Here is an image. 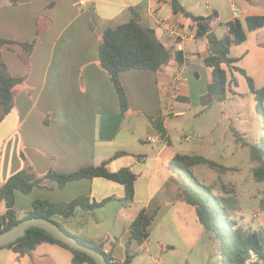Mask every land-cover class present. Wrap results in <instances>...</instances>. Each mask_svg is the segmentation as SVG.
<instances>
[{
	"label": "crops",
	"instance_id": "crops-1",
	"mask_svg": "<svg viewBox=\"0 0 264 264\" xmlns=\"http://www.w3.org/2000/svg\"><path fill=\"white\" fill-rule=\"evenodd\" d=\"M179 1L196 15L217 11L219 20L224 23L249 15H264V0ZM232 3H236L239 13L234 11ZM131 6L138 8L144 22L156 30L167 47L183 50L186 60L182 64L172 61L156 72L147 69L122 71L120 78L130 101V108L124 115L114 84L100 64L101 35L92 26L91 15L105 20L106 27L117 25L129 20ZM116 21L120 23L112 24ZM216 32L223 36L227 29L220 26ZM0 38L36 41L30 54L19 46L0 48V59L6 62L10 72L24 77L16 87L12 111L0 121V182L26 166L22 154L38 174L44 175L51 169L72 172L84 166L100 165L116 153L125 152L110 162V169L117 171L129 167L138 176L132 202L124 200L123 184L96 177L70 181L65 187L46 179L45 187H37L27 194L16 191V206L28 210L39 198L58 202L87 195L91 200L100 201L115 196L116 199L92 213L78 212L79 209L81 219H76V212L75 218H62L61 224L75 226L74 231L65 227L73 234L102 241L107 251H113L115 260L123 262L126 242L131 235L129 226L145 208L155 214L156 219L150 226V238L144 244L150 253L155 251V258H162L157 260L160 264H177L176 260H167L178 253L177 233L188 249L191 237L184 235L187 226L203 227L195 208L179 198L178 187L182 180L172 168L171 160L175 154L186 152L176 150L172 131L180 135L181 142L197 144L207 137L210 140L217 137L227 144L234 143L235 147L239 142L234 139V130L245 137L264 136L261 112L246 76L234 71L238 85L232 88L238 94L229 92L225 101L204 109L200 98L212 79V69L204 62V56L209 53L208 41L197 38L193 20L174 12L166 0H87L85 4H81V0H18L16 3L2 0ZM231 55L238 59L234 65L243 68L257 88L264 87V27L248 31L247 39L234 45ZM176 74H180L183 81L178 99L170 106L166 89ZM194 105L196 111H192ZM191 112L192 130L171 124V119H184ZM147 115L163 117L169 141L160 138ZM206 149L210 154L204 156L221 164L231 167L239 161L226 150L216 153L211 145ZM234 151L237 152V148ZM3 171L6 174H2ZM218 197L227 205L226 196ZM259 208L260 212L264 211V197ZM82 220H86L85 225H81ZM105 225L109 228L115 225L119 235L105 230ZM246 226L261 228L264 220L257 224L248 222ZM97 229L102 232H96ZM158 230L152 242V234ZM45 243L54 245L56 252L71 251L58 243ZM134 243L138 242L132 243L136 248ZM37 246L29 254L37 253ZM5 249L7 255L16 253L10 248L0 251ZM39 255L50 257L48 253Z\"/></svg>",
	"mask_w": 264,
	"mask_h": 264
},
{
	"label": "trees",
	"instance_id": "trees-1",
	"mask_svg": "<svg viewBox=\"0 0 264 264\" xmlns=\"http://www.w3.org/2000/svg\"><path fill=\"white\" fill-rule=\"evenodd\" d=\"M16 3L18 0H9ZM176 13H182L190 17L196 28L197 38H206L209 44V53L204 56L205 64L212 69V79L207 86L206 92L200 101L204 109L209 108L215 102L225 101L229 92L238 94L232 85L237 86L238 80L234 71L245 75L255 100L258 110L264 115V87L257 88L254 79L247 72L234 64L237 58L231 55L234 45L243 43L248 37V31H255L264 27V15H249L244 19L236 18L229 22H221L218 12L210 15H196L183 6L179 0H166ZM2 2V0H0ZM128 21L109 25L101 34L99 43V58L101 66L108 72L111 81L117 91L122 113L125 115L130 108V101L123 85L120 73L128 69H147L152 72L158 71L172 61L182 64L186 60L183 50L176 47H167L159 38L156 30L148 26L137 7L129 9ZM93 26V25H92ZM224 26L227 29L225 35L220 36L216 29ZM36 41L20 42L11 39L0 38V48L21 47L26 53H32ZM232 74L231 79L229 74ZM24 81V77L13 75L6 62L0 59V121L3 120L13 109L15 103L16 87ZM149 121L155 126L160 138L169 141L168 131L162 116L147 115ZM238 142L248 147L249 156L255 164L253 178L258 182H264V136L261 140L251 142L240 132L235 131ZM125 152H118L112 158L103 161L100 165H88L72 172H58L49 170L46 174H38L27 158L26 166L5 182H0V203H4L6 210L0 214V233L10 229L18 222L29 217H43L57 222L56 217L68 219L76 215L81 209L92 213L96 209L106 205L115 196H108L100 201L91 200L87 195H79L69 201H51L48 199H35L28 210H21L16 206V191L30 193L37 187H45V180L52 179L59 187H65L70 181L84 178L93 179L103 177L125 187V201L132 202L136 194L137 174L129 167H123L117 171L110 169V162ZM28 163V164H27ZM196 165H208L221 173L232 170L230 166L221 164L214 159L199 154L177 153L171 160L172 168L180 175L182 183L178 187L179 198L196 210L198 220L203 229L211 234L220 255L221 264H264V227L252 229L243 225L234 218L233 213L226 204L215 194L216 186L208 184L194 172ZM226 182L220 184L226 192ZM234 191V190H232ZM156 219L155 214H150L147 209L140 210L129 226L130 237L126 242V258L123 262L115 260L113 251H107L102 241L98 242L85 235L73 234L81 242L95 247L103 252L111 264H130L136 253H132L131 244L136 240L144 244L150 238V226ZM82 220L81 225H85ZM45 242L58 243L73 253V261L76 264H96L89 255L71 248L67 244L56 239L52 234L38 227H29L23 237L11 242L2 248H10L18 254H25Z\"/></svg>",
	"mask_w": 264,
	"mask_h": 264
},
{
	"label": "rangeland",
	"instance_id": "rangeland-1",
	"mask_svg": "<svg viewBox=\"0 0 264 264\" xmlns=\"http://www.w3.org/2000/svg\"><path fill=\"white\" fill-rule=\"evenodd\" d=\"M90 6H93L91 3ZM92 25L98 35H101L107 26L105 20L100 18L98 15H91ZM120 21V20H119ZM119 21L113 22L120 23ZM197 106L194 105L192 111H196ZM260 118H262L264 124V115L263 113L260 114ZM192 112L184 119L174 118L171 119V124L177 126L179 129L184 128L186 131L192 130ZM174 134V135H173ZM174 146H176V150L186 152V153H197L200 155H207L209 150L206 149L208 146H213L214 151L218 153L221 149L226 150L229 152V156H235V160L237 161L236 166H231L233 169L224 173L219 172L218 170L209 167L208 165H196L194 167V172L198 176V178L202 179L204 182L208 184H213L216 186L215 194L226 196L225 198L228 200L226 201L227 207L233 213L234 218L239 220L243 225H247L248 222L250 223H258V221L264 220V211L260 212V200L264 197V182H258L253 178V167L255 166L254 163L251 162L249 156L248 147L243 146L241 142L236 145L234 143L228 142L225 143L223 140L220 141L219 138L214 137L212 140L209 137L205 138L198 142L197 144H192L190 142H181L179 140L180 135L177 132L172 131ZM256 135V134H255ZM236 139V136H234ZM248 140L253 142L255 141L258 143L261 136H247ZM254 139V140H253ZM237 140V139H236ZM238 142V141H237ZM183 144L184 146H181ZM193 145V147H192ZM206 145V147H205ZM243 146V147H242ZM182 147V148H181ZM188 148V149H187ZM237 148V152L234 151ZM234 151V154H230ZM213 152H211L212 155ZM210 154V153H209ZM219 159L220 157H217ZM236 163V162H235ZM234 164V163H233ZM239 164V167H238ZM2 174H6L5 171ZM226 182V188L229 192L224 191L220 182ZM234 190V191H232ZM239 192V193H238ZM241 192V193H240ZM25 196V195H24ZM22 202V201H21ZM6 210L5 204L2 202L0 203V214L4 213ZM78 212H83V210H79ZM77 212V213H78ZM261 213L258 214V213ZM101 214V213H100ZM76 219H81L79 213L75 216ZM75 217H71L75 218ZM57 221L63 223V219L60 216L56 217ZM83 219V218H82ZM73 224H75L73 222ZM65 227H68L70 231H74L73 227L75 226H67L64 224ZM79 225L77 228L79 229ZM67 228V229H68ZM105 230L111 231L112 233H116L115 225L109 226L105 225ZM103 228V230H104ZM188 230L185 231L184 235H187L190 239L189 248H185V243L180 241L179 235L177 233L176 238V245L178 246V253L171 255L173 257H168L167 260H176L177 264H221L220 255L217 249V245L214 242L211 234L204 229L199 228L198 226H193L189 224L187 226ZM101 230H96V232ZM73 233V232H72ZM99 233V232H98ZM159 234V230L156 233L152 234V242H155L157 235ZM82 235V234H80ZM119 235V234H117ZM174 235V234H173ZM172 235V236H173ZM172 236L170 239L172 240ZM175 236V235H174ZM129 240V239H128ZM127 240V241H128ZM134 241V240H133ZM132 241V243H133ZM136 244V248H134L131 244V251L132 253H136V256L132 260L130 264H160L157 260H162L155 258V251L150 253L147 249L146 245L144 244ZM49 243H44L38 247L37 253L29 254V252L22 256L21 254H12L7 255V249L0 251V264H75L73 261V253L72 251L67 252H56L55 247H52ZM111 246V243L108 244ZM32 252V251H31ZM30 252V253H31ZM48 253L50 255L49 258L41 257L39 254ZM18 257V259H15ZM156 260V261H155ZM89 264V263H85Z\"/></svg>",
	"mask_w": 264,
	"mask_h": 264
},
{
	"label": "water",
	"instance_id": "water-1",
	"mask_svg": "<svg viewBox=\"0 0 264 264\" xmlns=\"http://www.w3.org/2000/svg\"><path fill=\"white\" fill-rule=\"evenodd\" d=\"M29 227H38L52 234L56 239L67 244L80 252L89 255L96 264H111L103 254L95 247L81 242L77 237L69 233L57 222L43 217H29L21 220L10 229L0 233V248L7 246L11 242L23 237Z\"/></svg>",
	"mask_w": 264,
	"mask_h": 264
},
{
	"label": "built area",
	"instance_id": "built-area-1",
	"mask_svg": "<svg viewBox=\"0 0 264 264\" xmlns=\"http://www.w3.org/2000/svg\"><path fill=\"white\" fill-rule=\"evenodd\" d=\"M87 0H81V4H85ZM232 8L236 13L240 12V9L236 5V3H232ZM182 76L180 74L174 75L171 79L169 85L167 86V103L172 106L173 102L178 99L181 85H182Z\"/></svg>",
	"mask_w": 264,
	"mask_h": 264
}]
</instances>
